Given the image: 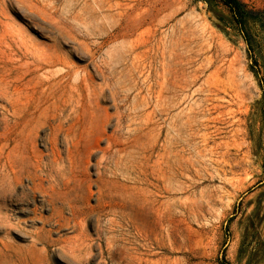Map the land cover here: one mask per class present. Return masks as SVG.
Segmentation results:
<instances>
[{
  "label": "rangeland",
  "instance_id": "obj_1",
  "mask_svg": "<svg viewBox=\"0 0 264 264\" xmlns=\"http://www.w3.org/2000/svg\"><path fill=\"white\" fill-rule=\"evenodd\" d=\"M240 1L243 28L216 0H0V264H264V0Z\"/></svg>",
  "mask_w": 264,
  "mask_h": 264
},
{
  "label": "bare ground",
  "instance_id": "obj_2",
  "mask_svg": "<svg viewBox=\"0 0 264 264\" xmlns=\"http://www.w3.org/2000/svg\"><path fill=\"white\" fill-rule=\"evenodd\" d=\"M4 4H5V3H4ZM30 7H32V6H30ZM33 9H34V8H33ZM2 11H6V9H5V10L3 9ZM31 11H33V10H31ZM37 11H38V10H37ZM6 12H7V13H6V15H5V18L8 17L7 15H10V14L8 13V11H6ZM4 13H5V12H4ZM9 17H10V16H9ZM12 19H13V18H12ZM12 19H11V21H13ZM0 20H2V18H1ZM8 21L10 22L9 19H8ZM1 22H2V21H1ZM1 22H0V23H1ZM6 22H7V20H6ZM10 23H12V22H10ZM4 24H5V22H4ZM18 25H19V24H18ZM2 26H3V25L1 24V28H2ZM12 26H13V25H12ZM8 27H9V26H8ZM10 27H11V26H10ZM5 28H6V26H5ZM14 28H15V27H14ZM21 28H22V27H20V28L18 27V30L21 29ZM2 30H4V29H2ZM11 30H14L13 27H12ZM7 31H8V30H7ZM14 31H17V30H14ZM19 31H20V30H19ZM23 31H24V30H23ZM151 32H152V31H151ZM8 33H9V32H8ZM8 33H7V34H8ZM12 33H13V32H12ZM17 33H19V32H17ZM21 33H23L22 35H26V34H25V33H26L25 31H24V32L21 31ZM9 34H10V33H9ZM149 34H150V33H149ZM18 35H19V34H18ZM20 35H21V34H20ZM22 35H21V36H22ZM10 36H11V35H10ZM10 36H9V37H10ZM14 36H15V34H14ZM21 36L19 37V38H20L19 41H22V40H23V39H21L23 36H22V37H21ZM187 36H189V35H187ZM187 36H186V37H187ZM15 37H16V36H15ZM24 37H25V36H24ZM6 38H7V37H6ZM6 38H5V39H6ZM17 38H18V37H17ZM17 38H16V39H17ZM182 38H183V37H182ZM190 38H191V37H190ZM190 38H189V39H190ZM7 39H8V38H7ZM10 39H11V37H10ZM12 39H13V38H12ZM12 39H11V40H12ZM26 39H27V38H26ZM29 39H30V38H29ZM166 39H167V37H166ZM166 39L164 40V42L166 41ZM172 39H173V38H172ZM176 39H177V38H176ZM176 39H175V41H176ZM1 40H2V39H1ZM24 40H25V39H24ZM24 40H23V41H24ZM177 40H178V39H177ZM185 40H186V38H185ZM13 41H14V40H13ZM181 41H182V40H181ZM10 42H12V41H10ZM16 42H17V41H16ZM25 42H26V41H25ZM30 42H31V41H30ZM179 42H180V40H179ZM12 43H13V42H12ZM14 43H15V42H14ZM175 43H176V42H175ZM181 43H182V42H181ZM181 43H180V44H181ZM9 44H10V43H9ZM22 44H23V43H22ZM144 44H145V43H144ZM162 44H163V41H162ZM162 44H161V45H162ZM171 44H172V43H171ZM10 45H11V44H10ZM23 45H25V43H24ZM28 45H29V44H28ZM145 45H146V44H145ZM158 45H159V44H158ZM14 46H15V44H14ZM21 46H22V45H21ZM21 46H20V47H21ZM18 47H19V46H18ZM24 47H25V46H24ZM148 47H149V46H148ZM162 47H163V45H162ZM188 47H189V46H186V47H185L186 54H189V55L187 56L186 59H184V57H182L181 55H179V54L177 53V51H176V50H177V44H175V45L171 48V50H170V54H169V55H168V53H167V51H166L167 48H166V49L163 48L164 50H163L162 53H161V59H160V60L162 61V66H161V68H162V73L160 74V75H161V82H160V86H159L160 89L158 88V89L160 90V92H159V91H158V92L160 93V97H161L162 100H165V98H166V96H167V94H168V89H169L168 85H169V81H170V76H173V74L170 75V69H169V68H170V63H172V69H173V71H174L175 74H176V72H177V71H176V67H177V63H176V62H178V61H180V62H182V61H186L187 64H190V63H191V60H192V57L190 56L191 50H190ZM11 48H12V47H11ZM13 48H14V47H13ZM28 48H29V47H26L25 49H28ZM159 48H160V47H159ZM30 49H31V48H30ZM146 50H148V49H146ZM157 50H158V49H157ZM161 50H162V49H161ZM12 51H13V50H12ZM20 51H22V50L20 49ZM27 51H28V50H27ZM31 51H32V50H31ZM23 52H24V50H23ZM159 52H160V50H159ZM11 53H12V52H11ZM31 53H32V52H31ZM156 53H157V52H156ZM156 53H155V54H156ZM21 54H22V53H21ZM24 54H25V53H24ZM159 54H160V53H159ZM27 55H28V54H27ZM157 55H158V54H157ZM144 56H145V55H144ZM22 57H23V56H22ZM24 58H25V57H24ZM143 58H144V57H143ZM1 59H2V58H1ZM1 59H0V61H1ZM2 60H3V59H2ZM158 61H159V60H158ZM2 62H3V61H2ZM2 62H0V63H2ZM13 62H14V61H13ZM180 62H179V63H180ZM159 63H161V62H159ZM143 64H144V63H143ZM145 64H146V63H145ZM148 66H149V65H148ZM137 67H138V66H137ZM142 67L144 68L143 65H142ZM157 68H159V67H157ZM128 70H129V69H128ZM113 71H114V70H113ZM154 71H155V70H154ZM103 72H104V71H103ZM108 72H109V71H108ZM119 72H120V71H119ZM148 72H149V71H148ZM156 72H157V71H156ZM158 72H159V71H158ZM158 72H157V73H158ZM101 73H102V72H101ZM111 73H112V72H111ZM114 73H115V71H114ZM157 73H154V74L157 75ZM60 74H61V73H60ZM141 74H142V72H141ZM147 74H148V73H147ZM58 75H59V74H58ZM58 75H56V76H58ZM104 75H105V74H104ZM108 75H109V74H108ZM108 75H107V76H108ZM114 75H116V74H114ZM120 75H121V74H120ZM130 75H132V74H130ZM44 76H45V75H44ZM47 76H48V75H47ZM140 76H141V75H140ZM49 77H50V76H49ZM132 77H134V76H132ZM144 77H145V76H144ZM146 77H149V76H146ZM212 77H213V76H212ZM43 78H44V77H43ZM158 78H159V77H158ZM209 78H210V77H209ZM94 79H95V78H94ZM110 79H111V77H110ZM122 79H123V78H122ZM143 79H144V78H143ZM146 79H147V78H146ZM146 79H144V80H146ZM174 79H176V78H174ZM188 79H189V78H188ZM192 79H195V78H192ZM214 79H215V78H214ZM46 80H48V78H47ZM132 80H133V79H132ZM184 80H185V79H184ZM1 81H2V80H1ZM133 81H134V80H133ZM106 82H107V81H106ZM135 82H136V80H135ZM103 83H104V82H103ZM150 83H151V82H150ZM158 83H159V82H158ZM158 83H157V84H158ZM207 83H208V82H207ZM5 84H6V83H5ZM104 84H105V83H104ZM6 85H7V84H6ZM102 85H103V84H102ZM102 85H101V86H102ZM106 85H107V83H106ZM106 85H105V86H106ZM109 86H110V85H109ZM177 86H178V85H177ZM210 86H211V85H210ZM4 87H5V85H4ZM98 87H99V86H98ZM155 87H156V86H155ZM5 88H6V87H5ZM72 88H74V87H72ZM72 88H71V90H72ZM146 88H147V87H146ZM7 89H8V87H7ZM10 89H11V88H10ZM16 89H17V88H16ZM99 89H100V88H99ZM101 89L103 90V88H101ZM148 89H149V84H148ZM183 89H184V87H183ZM0 90H1V89H0ZM19 90H20V89H19ZM75 90H77V89H75ZM120 90H121V89H120ZM3 91H5V90H3ZM8 91H9V90H8ZM21 91H22V90H21ZM6 92H7V91H6ZM12 92H13V91H12ZM12 92H11V93H12ZM18 92H19V91H18ZM22 92H23V91H22ZM139 92H140V91H139ZM4 93H5V92H4ZM20 93H21V92H20ZM23 93H24V92H23ZM25 93H26V92H25ZM75 93H76V92H75ZM77 93H79V92L77 91ZM216 93H217V92H216ZM2 94H3V93H1L0 96H2ZM111 94H112V96H113L112 91H111ZM127 94H128V93H127ZM135 94H136V93H135ZM191 94H192V93H191ZM12 95H13V94H12ZM25 95H26V97H27V93L24 94V95H23V94H22V95H19L18 97H20V96H25ZM71 95H72V94H71ZM71 95H70V98L72 97ZM77 95H78V94H77ZM119 95H120V94H119ZM158 95H159V94H158ZM158 95H157V96H158ZM184 95H185V94H184ZM184 95H183V97L185 98ZM211 95H212V94H211ZM6 96H7V95H6ZM10 96H11V95H10ZM138 96H139V94H138ZM143 96H144V95H143ZM2 97H3V98L5 97L4 94H3ZM12 97H13V96H12ZM68 97H69V96H68ZM120 97H121V96H120ZM216 97H217V96H216ZM6 98H7V97H6ZM9 98H10V97H9ZM14 98H16V97H14ZM21 98H22V97H21ZM80 98H81V97H79V100H80ZM114 98H115V97H114ZM114 98H113V99H114ZM132 98H133V97H132ZM142 98H144V97H142ZM219 98H220V97H219ZM12 99H13V98H12ZM18 99H20V98H18ZM26 99H27V98H26ZM30 99H32V98H30ZM71 99H72V98H71ZM135 99H136V98H135ZM158 99H159V96H158ZM210 99H211V98H210ZM5 100H6V99H5ZM15 100H16V99H15ZM72 100L75 101L74 98H73ZM142 100H143V99H142ZM146 100H147V99H146ZM156 100H157V99H156ZM182 100H183V99H182ZM8 101H9V100H8ZM20 101H22V100H20ZM27 101H28V100H27ZM69 101H70V100H69ZM73 101H72V103H73ZM113 101H114V100H113ZM208 101H209V100H208ZM216 101H217V100H216ZM25 102H26V100H25ZM67 102H68V101H67ZM81 102H82V101H81ZM81 102H79V103L81 104ZM181 102H182V101H181ZM191 102H192V101H191ZM191 102H189V103L191 104ZM26 103H28V102H26ZM68 103H69V102H68ZM76 103H77V99H76ZM114 103H116V102H114ZM134 103H135V102H134ZM192 103H193V102H192ZM21 104H22V103H21ZM28 104H29V103H28ZM77 104H78V103H77ZM80 104H79V106H80ZM208 104H209V103H208ZM210 104H211V103H210ZM68 105H69V104H68ZM68 105H67V106H68ZM115 105H116V104H115ZM142 105H143V104H142ZM147 105H148V104H147ZM186 105H187V104H186ZM186 105H184V106H186ZM69 106H70V105H69ZM189 106H190V105H189ZM191 106H192V105H191ZM191 106H190V108L187 109V111H186L187 113H185V127H187L190 131H193L194 128H195V126H196V124H197V121L195 120V118H194V116H193V108H192V107H194V106H192V107H191ZM80 107H81V106H80ZM115 107H117V106H115ZM133 107L135 108L134 105H133ZM133 107H132V108H133ZM136 107H137V106H136ZM146 107H147V106H146ZM9 108H10V107H9ZM69 108H71V107H69ZM69 108H68L67 111H69ZM134 108H133V109H134ZM147 108H149V106H148ZM207 108H208V107H207ZM213 108H214V107H213ZM220 108H221V107H220ZM220 108H219V109H220ZM3 109H4V108H3ZM216 109H217V108H216ZM0 110H1V109H0ZM63 110H64V109H63ZM144 110H145V109H144ZM151 110H152V109H151ZM4 111H5V110H4ZM72 111H73V110H72ZM72 111L70 110V112H72ZM76 111H77V110H76ZM132 111H133V110H132ZM194 111H195V110H194ZM203 112H204V111H203ZM67 113H69V112H67ZM73 113H75V110H74ZM78 113H79V111H78ZM133 113H134V112H133ZM149 113L151 114L152 111L149 112ZM149 113H148V114L146 113L145 115H150ZM195 113H196V112H195ZM57 114H58V113H57ZM70 114H71V113H70ZM142 114H143V113H142ZM208 114H209V113H208ZM60 115H62V113H60ZM66 115H67V114H66ZM68 115H69V114H68ZM75 115H76V114H75ZM116 115H117V114H116ZM182 115H183V114H182ZM62 116H63V115H62ZM77 116H79V115H77ZM150 116H151V115H150ZM195 116H196V115H195ZM6 117H7V116H6ZM12 117H13V116H12ZM66 117H67V116H66ZM66 117H65V118H66ZM110 117H111V116H110ZM145 117H146V116H145ZM65 118L63 119L64 121H65ZM70 118H71V117H70ZM72 118H73V117H72ZM173 119H174V118H173ZM63 120H62V121H63ZM118 120L120 121V119H118ZM125 120H126V119H125ZM148 120H149V118H148ZM208 120H209V119H208ZM209 121H210V120H209ZM209 121H208V122H209ZM120 122H121V121H120ZM134 122H135V121H134ZM208 122H206V124H207ZM200 123H202V122H200ZM116 124H117V122H116ZM129 124H130V123H129ZM202 124H205V122L202 123ZM202 124H201V125H202ZM206 124H205V125H206ZM205 125H204V127H205ZM171 126H172V125H171ZM77 127H78V126H77ZM202 127H203V125H202ZM207 127H208V125H207ZM207 127H206V128H207ZM197 129H200V128H197ZM122 130H123V129H122ZM200 130H201V129H200ZM187 131H188V130H187ZM125 132H126V131H125ZM125 132H124V134H126ZM159 132H160V131H159ZM197 132H199V131H197ZM4 133H5V132H4ZM122 133H123V132H122ZM188 133H189V132H188ZM191 133H192V132H191ZM111 134H112V132H111ZM194 134H197V133H194ZM73 135H74V134H73ZM188 135H189V134H188ZM170 136H172V135H170ZM170 136H169V137H170ZM203 136H204V135H203ZM40 137H41V136H40ZM66 137H67V136H66ZM66 137H65V141L67 142ZM205 137H206V136H205ZM170 138H171V137H170ZM202 138H203V137H202ZM44 139H45V138H44ZM46 139H47V138H46ZM67 139H68V138H67ZM70 139H71V138H70ZM168 139H169V138H168ZM168 139H167V140H168ZM74 140H75V139H74ZM47 141H48V140H47ZM123 141H124V140H123ZM164 141H165V140H164ZM206 141H207V140H206ZM109 142H110V141H109ZM168 142H170V141H168ZM61 145H62V144H61ZM160 145H162V144L160 143ZM167 145H169V144L167 143ZM67 146L69 147V145H67ZM48 147H49V146H48ZM109 147H110V145H109ZM177 148H178V145H177ZM47 149H48V148H47ZM183 149H184V148H183ZM161 150H162V149H161ZM161 150H160V151H161ZM192 151H194V150H192ZM59 152H60V150H59ZM163 152H164V151H162V153H163ZM180 152H181V151H180ZM162 153H159V155L162 154ZM174 154H175V152H174ZM178 154H179V153H178ZM103 156H104V155H103ZM187 156H188V155H187ZM190 156H191V155H190ZM51 157H52V155H51ZM159 157H161V156H159ZM162 157H163V154H162ZM167 157H168V156H167ZM186 158H187V157H185V158H181V159H183V160L185 159V161H186ZM187 159H189V158H187ZM47 160H48V159H47ZM49 160H50V159H49ZM68 160H69V158H68ZM159 160H160V159H159ZM178 160H179V159H178ZM61 161H62V160H61ZM61 161H60V162H61ZM96 161L98 162V160H96ZM101 161H102V160H101ZM187 161H188V160H187ZM158 162L160 163L161 161H158ZM178 162H180V161H178ZM5 163H6V162H5ZM57 163H58V162H57ZM64 163H65V162H64ZM100 163H101V162H100ZM188 163L190 164V162H188ZM52 164H53V163H52ZM54 164H55V163H54ZM57 165H58V164H57ZM60 165H61L60 167H62L63 164L60 163ZM64 165H65V164H64ZM100 166H101V165H100ZM100 166H99V167H100ZM191 166H192V165H191ZM58 167H59V166H58ZM60 167H59V168H60ZM45 168H46V167H45ZM55 168H56V167H55ZM62 168H63V167H62ZM64 168H65V167H64ZM3 169H5V167H4ZM43 169H44V168H43ZM51 169H52V168H51ZM70 169H71V166H70ZM122 169H123V168H122ZM181 169H182V168H181ZM181 169H180V170H181ZM187 169H188V168H187ZM6 170H7V169H6ZM6 170H5V171H6ZM54 170H55V169H54ZM57 170H58V169H57ZM99 170H100V168H99ZM0 171H1V169H0ZM47 171H48V170H47ZM49 171H50V169H49ZM60 171H61V169H60ZM65 171H67V170H65ZM68 171H69V170H68ZM8 172H9V171H8ZM58 172H59V170H58ZM108 172H109V170H108ZM116 172H117V171H116ZM179 172H180V171H179ZM4 173H5V172H4ZM46 173H47V172H46ZM1 174H2V172H1ZM5 174H6V173H5ZM9 174H10V173H9ZM40 174H41V173H40ZM48 174H50V173H48ZM66 174H67V173H66ZM117 174H119V173H117ZM6 175H7V174H6ZM6 175H5V176H6ZM57 175H58V174H57ZM108 175H109V174H108ZM180 175H181V174H180ZM0 176H2V175H0ZM52 176H53V175H52ZM62 176H63V174H62ZM64 176H65V175H64ZM64 176H63V178H64ZM2 177H4V176H2ZM2 177H1V178H2ZM68 177H69V176H68ZM68 177H67V178H68ZM122 177H123V176H122ZM185 177H187V176L184 175V178H185ZM5 178H6V177H5ZM50 178H51V177H50ZM53 178H54V177H53ZM159 178H160V177H159ZM64 179H65V178H64ZM3 180H4V178H3ZM11 180H12V178H11ZM161 180H162V178H161ZM5 181H6V179H5ZM7 181H8V179H7ZM50 182H51V181H50ZM50 182H49V183H50ZM156 182H157V181H156ZM158 182H159V181H158ZM158 182H157V183H158ZM12 183H13V181H12ZM9 184H10V180H9ZM51 185H52V183H51ZM56 185H57V184H56ZM163 187H164V186H163ZM161 189H162V188H161ZM156 191H157V190H156ZM162 191H164V189H163ZM157 193H158V192H157ZM159 193H160V192H159ZM164 193H165V192H164ZM157 195H158V194H157ZM44 197H45V196H44ZM158 198H160V197H158ZM90 210H91V209H90ZM68 213H69V212H68ZM78 224H79V223H78ZM76 225H77V224H76ZM79 227H80V225H79ZM74 230H75V229H74ZM105 234H106V233H105ZM84 235H85V234H84ZM85 238H86V237H85ZM79 239H80V238H79ZM87 241H88V240H87ZM71 243H72V242H71ZM125 252H126V251H125Z\"/></svg>",
  "mask_w": 264,
  "mask_h": 264
},
{
  "label": "trees",
  "instance_id": "obj_3",
  "mask_svg": "<svg viewBox=\"0 0 264 264\" xmlns=\"http://www.w3.org/2000/svg\"><path fill=\"white\" fill-rule=\"evenodd\" d=\"M226 6L233 14V17L237 24L243 28L245 19L250 16L251 13L246 11L244 4L240 0H216ZM245 40L249 42L248 36L244 34Z\"/></svg>",
  "mask_w": 264,
  "mask_h": 264
}]
</instances>
